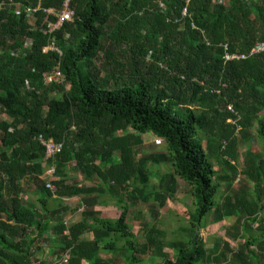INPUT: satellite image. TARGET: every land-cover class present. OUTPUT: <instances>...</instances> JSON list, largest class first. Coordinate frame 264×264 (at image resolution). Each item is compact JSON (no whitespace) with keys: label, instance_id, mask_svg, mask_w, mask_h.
<instances>
[{"label":"trees","instance_id":"obj_1","mask_svg":"<svg viewBox=\"0 0 264 264\" xmlns=\"http://www.w3.org/2000/svg\"><path fill=\"white\" fill-rule=\"evenodd\" d=\"M0 2V264H43L37 239L51 228L54 264H62L64 256L67 264H113L97 257L98 244L109 248L120 240L130 252L126 264L141 262L149 247L160 264H218L198 233L206 215L211 223L234 217L228 229L240 242L229 264H259L264 146L243 154L240 172L253 188L234 189L232 182L238 174L237 127L247 137L255 121L264 144V51L249 54L256 42H264V0H69L72 19L50 35L39 29L55 20L44 10L59 11L63 0H40L34 19L26 8L38 0ZM47 44L60 53L43 51ZM225 52L246 56L226 60ZM57 64L63 83L44 84L42 73ZM147 132L166 146L151 160L173 169L152 190L140 148ZM38 136L62 142V150L45 158ZM69 162L74 170L97 175L101 188L66 183L61 173ZM50 165L54 191L41 179ZM176 176L188 186L195 207L190 235L169 242L165 252L162 231L153 224L144 225L146 241L137 240L128 212L140 201L163 205ZM218 180L232 195L217 200ZM28 181L48 197L79 194L90 205L113 198L120 215L103 219L86 209L70 226L62 218L50 225L23 200ZM252 227L258 237L245 236ZM229 244L224 240V249Z\"/></svg>","mask_w":264,"mask_h":264},{"label":"rangeland","instance_id":"obj_2","mask_svg":"<svg viewBox=\"0 0 264 264\" xmlns=\"http://www.w3.org/2000/svg\"><path fill=\"white\" fill-rule=\"evenodd\" d=\"M229 111H233L231 105L227 106ZM231 121V120H230ZM257 123L254 121L253 124L248 128V136H243L238 133V127L235 132L237 139V156L234 161L235 166L237 167L238 174L235 176L232 182V188L237 189L239 187L246 189H252L253 183L240 172L243 167V154L248 148L254 149L256 152H262L264 146L263 142L257 135ZM143 143L141 144L142 154L147 159V166L152 173L150 177L149 186L147 190L158 189L159 182L163 180V177L166 173L173 172L172 167L167 163H156L151 160V155L162 153L165 149V142L162 139H159L150 132H147L142 135ZM214 168L218 170V173L222 174L221 167L219 163L214 162ZM48 169L41 176V179L45 183L48 180ZM217 180V179H216ZM220 183L219 194L217 195V200L223 199L225 194H231L233 191H226L224 186V181L218 180ZM260 185L264 186V178L260 180ZM24 192L22 194L23 200H29L33 205H35V215L37 218L41 217L43 214L41 204L35 199L36 196H41L42 194L38 191L35 183L33 182H23ZM172 188V187H171ZM45 189L46 186H45ZM46 196V194H43ZM42 195V196H43ZM35 202V203H34ZM194 203L192 196L188 191V186L185 184L181 178L176 176L175 190L173 193L168 194L166 201L163 205L158 206L156 201H149L147 203L140 201L136 207L131 209V214L133 221L129 219V222L134 227L133 230L136 234L138 241H146L145 227L149 224H153L157 229L162 231V240L164 241L163 250L168 252L169 246L168 243L171 241L184 240L190 235V217L191 213L194 212ZM136 217V218H135ZM234 217H226L224 220L211 223L210 216L206 215L205 219L202 220V227L199 229V236L205 242L207 248L211 252V256L218 259V264H229L230 255L233 253L236 248V242L240 240H232L230 236L232 229H228V224H233ZM256 224H254V227ZM252 227L248 232L245 233V236L252 235L258 237L259 233ZM31 236H34V233H30ZM229 239V247L224 249L223 242L224 240ZM38 244L42 247V250L38 253V257L41 258L43 264H48V236H44V232L41 233L37 239ZM251 248L255 249L254 246ZM152 250L149 247V251L143 255V259L138 264H160L161 258L154 255ZM259 264H264V253H259ZM214 264V263H210Z\"/></svg>","mask_w":264,"mask_h":264},{"label":"crops","instance_id":"obj_3","mask_svg":"<svg viewBox=\"0 0 264 264\" xmlns=\"http://www.w3.org/2000/svg\"><path fill=\"white\" fill-rule=\"evenodd\" d=\"M226 45V44H224ZM227 47V45H226ZM238 54V53H236ZM116 159V157L114 156ZM48 169V174L50 175L48 177L47 182H51L50 179L55 178L54 175V167L53 165H50L49 167L45 169V171ZM44 171V172H45ZM44 174V173H43ZM62 177L65 179L66 183H74L79 188H101L99 187L100 181L97 178V175L91 172V174L87 175L86 171L84 170H74L72 168L71 162L65 166V169L61 173ZM42 176V175H41ZM52 183V182H51ZM107 189V187H106ZM47 190H50L47 188ZM51 191V190H50ZM104 197V196H103ZM39 198L41 196H36L37 202L41 204V201H39ZM106 200V203H95L93 205H90L83 201V195H73V196H57L56 194H52V196H45V208H42L43 214L46 216L45 220L48 221L50 225L54 224L57 219L62 218L64 221L65 226H70L72 223L78 222L81 219L82 212L86 209H92L94 210L100 218L103 219H116L119 217L121 210L115 205L113 198H107L104 197ZM103 199V198H102ZM104 201V200H102ZM35 203V202H34ZM42 206V205H41ZM131 210L128 212V219L127 222L132 226V224L129 222V219H131L132 214ZM136 218V217H135ZM133 221V219H131ZM51 228V227H50ZM132 228H134L132 226ZM52 229V228H51ZM46 230L44 232V236H48V241H52L54 239V235L52 234V230ZM144 230V228H143ZM64 232H67V230H64ZM90 232H85L84 235L88 236ZM121 240L117 241L116 246L110 245L109 248L103 247V243L98 244L99 249L97 251V257L103 258V259H109L111 263L113 264H126L124 261V257L128 256L130 254L129 251H124V249L120 246ZM141 242V241H140ZM54 250V247L48 243V264H54V260L52 258V251ZM81 264H91V261L89 260H83Z\"/></svg>","mask_w":264,"mask_h":264},{"label":"built area","instance_id":"obj_4","mask_svg":"<svg viewBox=\"0 0 264 264\" xmlns=\"http://www.w3.org/2000/svg\"><path fill=\"white\" fill-rule=\"evenodd\" d=\"M39 4H40V0H38L37 6L26 8V14L32 17V19H34L33 13L39 8L40 6ZM2 5L3 3L0 2V9ZM44 11L46 13H52L55 17L54 21L47 22L45 26L39 28L43 34H47V35H50L51 33H53L57 28H59L62 25V23L66 21H70L74 15V12L69 5V0H63L62 8L57 12H54L50 8H47ZM184 12H185V8L183 9V14ZM224 48L226 49V45H224ZM48 49L55 50L58 53H60V50L54 47L52 44H49V45L47 44L46 46L43 47V51H46ZM263 51H264V42L259 41V42H256L254 46L250 49L249 54H258ZM245 56L246 55L244 54H236V53H229V52H225L224 54V57L226 60L244 58ZM42 80L44 84L46 85H51V84L61 85L64 81V76L60 70L59 65L58 64L55 65L52 68V70H50L49 72L42 73ZM38 139L44 147L45 158H50L62 150V142H55L51 139H44L41 136H38ZM45 186L51 191L55 190L54 185L50 182H46ZM62 264H67V258L65 256L62 259Z\"/></svg>","mask_w":264,"mask_h":264}]
</instances>
